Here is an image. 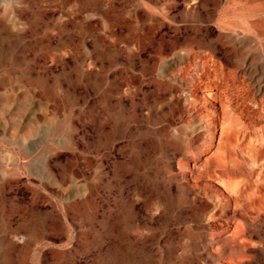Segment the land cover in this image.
<instances>
[{"label": "rangeland", "instance_id": "1", "mask_svg": "<svg viewBox=\"0 0 264 264\" xmlns=\"http://www.w3.org/2000/svg\"><path fill=\"white\" fill-rule=\"evenodd\" d=\"M192 1L0 0V264H264V211L220 206L195 150L211 136L177 132L193 101L220 112L213 83L155 52L177 39L224 63L232 13ZM127 25L148 35L128 45Z\"/></svg>", "mask_w": 264, "mask_h": 264}, {"label": "bare ground", "instance_id": "2", "mask_svg": "<svg viewBox=\"0 0 264 264\" xmlns=\"http://www.w3.org/2000/svg\"><path fill=\"white\" fill-rule=\"evenodd\" d=\"M164 1L171 3L173 0ZM198 1L193 0L192 4ZM203 1L205 4L207 0ZM218 1L212 0L211 3L216 6ZM223 1L225 10L233 15L231 20L224 21V30L234 36L225 37L231 49L224 52V63L217 62L210 53H202V46H198V51L184 50L187 45L177 39L168 40L163 45L159 43L155 52L160 62L174 60L180 66L177 73L185 84H193L189 85L191 89L196 82L213 83L210 88L206 85L212 91L206 95L217 102L220 112L205 117L202 107L193 101L189 104V113L193 114L178 127L177 132L185 138L188 148L194 147L205 132L211 136L210 144L204 147V151L195 150L199 152V162L205 160L206 165H213L224 178L215 181L223 189H217L215 195L220 206L225 204L229 207L225 196L228 194L231 197L228 201L232 202L234 210L241 213L250 208L264 211V0ZM158 13L162 18H168L165 8ZM117 20L125 24V19L117 17ZM113 26L112 19H107L108 34H112ZM126 30L128 36L119 39L128 45L138 43L148 35L147 32L143 36L132 32L128 25ZM168 70L162 66L161 73H171ZM251 79L255 80V85ZM196 87L198 89L199 86ZM196 93L193 90L191 95L196 98ZM195 120L199 121L198 125ZM236 178L241 179L237 181ZM226 234L237 236L233 246L239 249L237 240L239 236H244L242 224L235 221ZM245 240L248 241L247 238ZM220 260L224 264H235L230 258Z\"/></svg>", "mask_w": 264, "mask_h": 264}]
</instances>
